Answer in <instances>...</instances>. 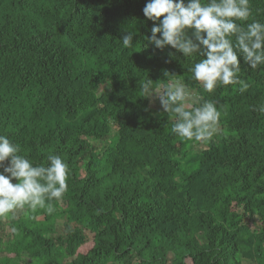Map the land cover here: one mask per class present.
Returning <instances> with one entry per match:
<instances>
[{"label": "trees", "instance_id": "trees-1", "mask_svg": "<svg viewBox=\"0 0 264 264\" xmlns=\"http://www.w3.org/2000/svg\"><path fill=\"white\" fill-rule=\"evenodd\" d=\"M147 2L0 0V135L70 171L53 213L0 218V264H264V67L240 58L246 92H204L188 71L201 57L149 44ZM250 7L243 23H264V0ZM165 72L216 103L210 142L141 97Z\"/></svg>", "mask_w": 264, "mask_h": 264}, {"label": "clouds", "instance_id": "clouds-1", "mask_svg": "<svg viewBox=\"0 0 264 264\" xmlns=\"http://www.w3.org/2000/svg\"><path fill=\"white\" fill-rule=\"evenodd\" d=\"M143 14L158 22L146 37L149 44L161 50L170 46L189 60L201 57L188 71L204 92L227 85H239L238 91L246 92L249 84L240 79V58L253 70L264 67V23H243L251 16L250 0H148ZM133 36L128 32L121 38L123 47L134 45ZM164 75L166 79L156 83L147 77L139 85L141 97L159 100L164 113L175 118L172 132L179 138L210 142L220 131L216 103L194 96L174 74ZM257 111L264 114V105ZM20 153L19 145L0 135V218L14 219L25 207L53 213L52 201L61 200L68 190V164L52 153L47 165L34 164Z\"/></svg>", "mask_w": 264, "mask_h": 264}, {"label": "rangeland", "instance_id": "rangeland-1", "mask_svg": "<svg viewBox=\"0 0 264 264\" xmlns=\"http://www.w3.org/2000/svg\"><path fill=\"white\" fill-rule=\"evenodd\" d=\"M151 105L155 108V107H158V106L161 105V104H160V102L158 101V99H156L155 97H152V98H151ZM19 213H20L19 210H17L16 213H15V216H16L17 214H19ZM59 223H60V224H63L62 222H59ZM194 240H196V241H198V242L201 243L199 237H195ZM0 246H2L1 243H0ZM88 246H89V244L85 245L83 248H86V247H88Z\"/></svg>", "mask_w": 264, "mask_h": 264}]
</instances>
